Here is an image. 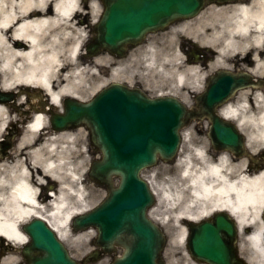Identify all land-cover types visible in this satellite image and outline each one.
Here are the masks:
<instances>
[{"label":"bare ground","instance_id":"6f19581e","mask_svg":"<svg viewBox=\"0 0 264 264\" xmlns=\"http://www.w3.org/2000/svg\"><path fill=\"white\" fill-rule=\"evenodd\" d=\"M100 10L99 0H0L1 90L34 88L38 92L33 96L41 98L42 91L60 108L64 98L89 100L119 78L103 75L108 55L90 57L84 51L87 33ZM251 25L259 29L256 33L264 31V0H212L197 16L161 35L158 44L163 52L155 51L154 44L146 47L144 64L156 76H167L171 86L192 89L200 73L187 64L179 49L183 45L181 34L223 52L225 44H229L227 35L246 37ZM238 110L242 116L237 110L229 113L238 116L243 125L248 123L250 132L252 127L256 130L247 132L250 148L264 146V107L256 116L248 115L244 107ZM10 120L9 109L0 104V134ZM30 123L16 146L19 153L12 160L0 162V235L19 243L15 245L27 242L19 227L33 218L47 221L66 240L72 217L91 207L82 172L88 146L81 148L78 134L71 130L52 131L48 117L41 112L34 114ZM169 169L171 175L159 191L149 182L163 199L168 217L177 225L176 238L181 246H186L184 221L229 211L237 218L241 233L253 227L243 235L248 244H240V253L251 264H264V171L249 174L244 162H234L229 155L211 150L208 144L187 152ZM49 185L52 191L44 192ZM153 217L165 222L157 215ZM186 256L187 262L185 257L178 258L170 245L165 251L167 264H190L188 252ZM16 259L14 254H8L0 264H15Z\"/></svg>","mask_w":264,"mask_h":264},{"label":"water","instance_id":"95a60500","mask_svg":"<svg viewBox=\"0 0 264 264\" xmlns=\"http://www.w3.org/2000/svg\"><path fill=\"white\" fill-rule=\"evenodd\" d=\"M203 3L204 0H105L107 10L98 27L100 43L112 49L136 42L148 30L192 16ZM223 96L211 86L207 102L200 111H194L175 97L152 99L139 90L112 83L89 102L67 98L65 113L52 114L56 130L87 126L91 143L102 152V158L93 161L90 176L105 185L109 195L92 211L74 218L73 227H96L97 245L105 252L123 247L122 256L112 264H164L161 253L165 236L147 216L154 196L141 171L155 165L159 158H174L185 124L196 117L209 116L213 144L235 154L243 152V137L235 125L215 112ZM9 99L0 91V102ZM115 178H119L117 186ZM23 229L31 238L23 250L29 264H79L43 220L33 219ZM190 232L189 247L196 259L210 264H245L237 256L235 224L224 213L201 224L190 223ZM99 258L96 251L86 261Z\"/></svg>","mask_w":264,"mask_h":264},{"label":"flooded vegetation","instance_id":"af4514ba","mask_svg":"<svg viewBox=\"0 0 264 264\" xmlns=\"http://www.w3.org/2000/svg\"><path fill=\"white\" fill-rule=\"evenodd\" d=\"M100 5L103 13L102 0ZM256 31L259 29L251 25L246 37H241L237 33L227 35L229 44H225L223 52L220 48L204 44L197 39L192 40L190 47L184 44L179 47L187 56H185L187 64L193 65L200 73L197 80L199 88L192 97L194 104L199 103L198 98L204 94L209 83L213 82L218 83L224 90L227 106L236 109L244 105L246 113L251 116H256L261 111L264 102V31L262 33ZM163 32V30L150 32L141 44L127 45V56L138 53L141 48L151 44L156 45L155 50L161 51L158 43ZM255 35L258 36L257 40ZM100 52L108 51L101 49ZM130 86L149 92L141 76L137 77ZM18 134V128L14 126L5 134L6 140L11 141Z\"/></svg>","mask_w":264,"mask_h":264},{"label":"rangeland","instance_id":"374dc122","mask_svg":"<svg viewBox=\"0 0 264 264\" xmlns=\"http://www.w3.org/2000/svg\"><path fill=\"white\" fill-rule=\"evenodd\" d=\"M89 32L87 33L88 35L86 42H89L88 40L92 35ZM136 60H139L140 64ZM103 67L107 68L108 70V72L106 70H104L103 72V75H105V77L111 74L114 75L115 77L117 76L121 78L135 79L136 75L140 74L146 80L147 86L152 87V90L158 91L163 89L166 92H169L170 90L172 91L176 90L177 92L178 91L181 92L179 94H184L181 88H179L180 86L173 87L170 85L169 78L167 76L164 75H162L161 77L156 76L155 75L156 72L151 71L150 66L144 64V60L142 56H132L129 59L123 60L122 62L119 63L114 62V58L109 57V59L105 61ZM208 128H209V122L207 121H201V120L192 121L183 129V132L185 133V137L183 136V141L181 144V149L179 151L178 157L170 162L159 160V162L155 166L144 170L143 176L147 180L149 181L151 180L155 185V187L158 189V191L162 187H165L166 181L171 175L169 168L174 167V165L177 163L179 158H183L187 152H190L195 147H199L204 144H208V147H210L211 150H213L211 141L207 135ZM20 129L22 131V134L20 136L21 138L24 131L26 130L25 124H23ZM71 131H73L75 134H78L77 142L80 141L79 146L81 148L86 149L87 146L89 148V151L84 153L85 155L84 158H86V164L82 172H83V177H85L86 179L85 181H87V186H88L87 192L89 195L88 200L91 205L90 208H92L93 206H96L99 202H101L107 195L106 188L103 185L98 184L94 180H90L88 176V170L91 161L93 159L100 158L101 154L97 152L91 145L89 140L88 128L82 126L72 129ZM20 138L17 139L16 141L17 143L19 142ZM13 151L14 154H11L12 157L9 158V160H12V158L19 153V151H17L15 148ZM151 211H153L152 213L153 216L157 215V218L165 219V222L163 223V227L167 233V246L165 248V251L170 245L171 250L176 254V256L181 259L185 257L184 261L187 262L188 260H187L186 252L188 250L186 247L181 246V244L178 242L176 238L178 227L168 217V213H166V206L163 205V199L161 197H157V202L155 203ZM83 233H85L86 235L83 237H78L79 234L71 230L69 238L65 240V243L70 253L77 260H82L89 252H91L94 249V245L92 244V240L94 238L93 232L87 230V231H83ZM171 234L174 236L172 239L170 237ZM117 254H121V251H119ZM115 256L116 255L106 256L105 259L92 264H107V261L114 259ZM164 257H165V252H164ZM188 259L190 264H199L195 262L190 255Z\"/></svg>","mask_w":264,"mask_h":264}]
</instances>
